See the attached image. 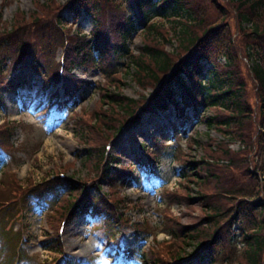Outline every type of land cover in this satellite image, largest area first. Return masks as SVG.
<instances>
[{"label":"trees","instance_id":"trees-1","mask_svg":"<svg viewBox=\"0 0 264 264\" xmlns=\"http://www.w3.org/2000/svg\"><path fill=\"white\" fill-rule=\"evenodd\" d=\"M125 1V6L121 0H71L67 4L73 17L80 11L92 14L95 25L87 37L78 34L69 37L64 98L57 101V109L69 113V102L75 103L78 92L91 84L74 77L71 70L80 65L101 72L107 84L114 85V90L110 91L109 87L101 90L107 107L95 113L91 127L83 119L78 126L80 142L102 146L112 136L118 123L133 116L138 109V102L127 99L119 91L122 78L118 67L123 64L122 60L127 58L130 61L127 68L133 69L131 79L141 89L155 85L166 73H172L151 106L145 110L156 115L172 107L178 117V122L173 123L172 127L178 125L183 134L185 132L181 127L186 114L193 112L196 119L209 129L230 135L246 149L233 151L222 141L211 149L207 148V158L203 157L199 162L186 156L179 157L185 164L180 171L182 177L198 187L197 196L203 201L205 224L191 228L181 225L180 220L170 215L168 207L172 202L183 201L188 208L191 207L194 199L187 184L185 192L181 194L163 192L162 198L167 206L162 210L164 227L171 239L178 241V248H171L173 246L168 242L159 243L146 252L142 264H171L180 259L184 246L189 244L205 245L206 255L200 256L198 261L222 264V257L229 256L232 260L238 258L239 264H264V0H227L224 5L219 0ZM37 5L38 8L47 9L44 5ZM159 11L174 18L179 27L175 29L179 39L178 54L165 52L164 41L168 35L162 34L163 25L151 24L152 15ZM24 15L22 11L17 12L13 29L0 32V57L5 59L4 54H9L13 64L7 69V59L3 67L0 64V94L3 90L13 92L18 87L29 85L35 75L43 74L45 69L47 74L52 73L57 79L54 67H48L47 59L51 57V51L44 47L49 48L51 40L62 45L61 31L53 23L42 21L36 13L28 19ZM138 28L143 29V45L137 54H133L128 44L131 34ZM47 38L50 40L47 41ZM16 47L17 54L12 50ZM187 51L186 58L179 61L178 55ZM219 57L224 58L223 63L217 61ZM208 65L211 68L204 71ZM46 75L42 76L45 87L49 78ZM250 84L253 85L252 93ZM250 93L255 99L253 104ZM201 108L211 112V116L202 115ZM140 117L141 114L136 116V123L140 122ZM10 134L9 129L0 134V166H5L10 159L9 149L14 151L9 145ZM179 136L175 132L173 139H179ZM256 145L262 162L257 161ZM150 148L145 149L140 158L152 165L177 147L155 139L151 141ZM102 159L101 151L93 157L94 168L102 172V179L108 181L109 190L114 195V188L127 183L126 177L131 175L132 169L111 166L112 163L120 164V159L114 157L111 165L100 170ZM69 167L66 165L63 168ZM42 182L35 191L13 183L0 192L3 199L0 202H4L0 203V226L18 220L25 208L21 204L25 194L32 193L39 206H46L44 197L53 194L54 198L57 186L65 184L62 180ZM91 188L94 191L90 188L79 189L72 183L67 190L68 195L63 196L55 207L50 225L57 228L64 213L76 204L71 218L105 214L102 230L106 239L119 248L120 239L114 231L121 223L123 213L115 211V200L110 205L97 194L98 184ZM237 224L240 230L235 234L232 230ZM135 227L137 230L142 228L138 225ZM2 228L6 230L4 227H0V230ZM238 241L242 243L243 250L237 249ZM53 248L61 251L58 238ZM17 255L21 258L24 253L21 251ZM0 260L1 264L9 262L7 259ZM190 264L198 263L191 261Z\"/></svg>","mask_w":264,"mask_h":264},{"label":"rangeland","instance_id":"rangeland-1","mask_svg":"<svg viewBox=\"0 0 264 264\" xmlns=\"http://www.w3.org/2000/svg\"><path fill=\"white\" fill-rule=\"evenodd\" d=\"M121 1L125 6L126 1ZM219 1L222 5L228 2L227 0ZM69 2L71 0H0V32L11 31L15 15L22 11L25 14V19L36 13L40 15L42 21L51 22L54 26L59 19L68 39L77 34L89 36L94 30V17L83 11L73 17L70 7L63 9L64 5L68 6ZM38 3L47 9L38 8ZM152 23L163 25L164 32L162 34L168 35L166 41L162 39L165 52L170 55L178 54L179 39L175 29L177 30L179 27L174 22V18L159 11L152 15ZM142 31V28H138L131 34L132 38L128 44L130 53L137 54L142 48ZM159 37L162 38L161 35ZM48 39L46 40L49 41L50 39ZM49 42V48L44 47L51 51V57L47 59L48 67L53 66L56 71L57 64L63 54L62 45L52 42V40ZM12 50L17 54V47ZM4 56L7 59L5 62L7 69L13 64H11L9 54H4ZM5 59L0 57L2 67ZM217 61L223 63V57H219ZM122 62L123 64L118 67V73L122 78L119 91L124 97L133 102L136 101L140 105L146 95L152 92L153 86H148L145 89L138 87L131 79L133 69L127 68L130 61L125 58ZM245 63L246 60H244ZM210 68V65L205 66L204 71ZM245 73L247 74L246 69ZM46 74L45 69L43 74L35 75L30 82V87L18 88L16 92L3 90L0 94V134L5 129H9L11 132L9 145L14 148V151L9 149L11 157L6 161V165L0 166V192L13 183L23 189H29L31 185L40 184L41 181L46 182L52 176L54 178L59 176L61 172L65 174L66 182L61 187L57 186L54 198L53 194L46 196V206L35 204V197L32 193L25 194L24 198H21V204L25 208L18 220L0 226L6 228V230L3 228L0 230V232H4L0 233V259L9 260L8 263L4 262L3 264H14L12 259L16 247L22 248L24 253L18 264H91L93 261L97 264H142L144 260L142 255L146 258V252L159 243L168 242L173 246L171 248H178V241L172 240L168 230L164 227L162 210H165L167 206L162 194L166 191L181 194L185 192L186 184L194 199L191 207L188 208L183 201L172 202L168 207L170 215L180 220L181 225L191 228L205 224L203 201L197 196L198 187L195 183H190L182 177L180 171L185 164L179 157L186 156L189 160L199 162L203 157L207 158V148L211 149L212 146L222 141L233 151L245 150V145L234 138L232 139L228 134H221L213 128L209 129L201 120L196 119V114L193 112L188 111L186 114L185 123L181 128L185 132L184 134L179 126L172 127V124L178 120L177 113L172 107L167 112L156 116L145 113L142 116L144 117L142 124L130 125L122 134L116 132L122 121L118 123L119 125L111 134L112 136L103 143V145L112 146L106 161L107 165H111L112 158L117 157L120 159V164L112 163L111 166L129 167L132 169L131 178L133 180H129L125 185L118 184L114 188V195L109 190L108 181L103 179L99 183L100 189L107 192L109 200L117 202L115 211L123 213L121 223L114 233L117 236L122 235L120 242L122 251L134 249L133 260L119 254L113 244L105 241L101 223L104 216L96 218L85 216L75 217L65 223L64 233L59 235V238L62 246L65 247L66 258L60 263H53L58 252L52 247L57 239L56 231L64 219L63 215L57 223V228L51 227L49 220L54 215L55 207L63 196L68 195L67 190L72 183L79 189L91 188L93 182H96V178L100 175V171L98 172L94 168L93 157L100 154L101 151L103 153L104 146H93L80 142L78 122L83 119L86 121V125L91 127L94 123L95 113L101 112L107 107L102 97L104 93L101 90L105 87H109L110 91L114 90V85H108L101 72L96 69L79 65L71 74L91 84L86 87L83 85L85 88L82 92H78L75 103L70 101L71 110L67 115L68 113L57 111L55 108V93L60 89V84L59 81L56 83L52 73L47 74L49 78L44 89L43 83L45 82L42 76ZM252 88L253 85L250 84L251 93ZM253 97L251 94L252 104L255 102ZM177 100L179 99L177 98ZM201 112L205 117L211 116V112L206 109L201 108ZM198 118L200 119V117ZM81 128L84 129V126ZM175 132L178 133V136L180 135L179 139H173ZM115 133L120 136L110 143L109 141L116 136ZM155 139L165 145L171 143L177 148H172L171 155H163L154 164V177L152 174L147 175V169L137 164L133 154H136L137 151L139 155L143 151V147L150 149L151 140ZM254 150L257 152V161L262 162L257 145ZM66 165H70V167L63 168ZM2 200L0 198V201ZM136 225L142 228L137 230ZM239 230L240 227L237 224L232 231L238 234ZM237 249L243 250V245L239 241ZM183 251L184 253L179 259L181 262L176 260L179 263L174 261L171 264H190L191 261H196L198 264H214L209 260L198 261L199 257L206 255L207 251L201 249L198 244L185 245ZM221 261L222 264H239L240 262L238 258L234 257L232 260L229 256H223Z\"/></svg>","mask_w":264,"mask_h":264}]
</instances>
